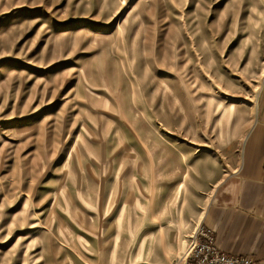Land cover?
<instances>
[{"label": "rangeland", "instance_id": "obj_1", "mask_svg": "<svg viewBox=\"0 0 264 264\" xmlns=\"http://www.w3.org/2000/svg\"><path fill=\"white\" fill-rule=\"evenodd\" d=\"M263 69L264 0H0V264H183Z\"/></svg>", "mask_w": 264, "mask_h": 264}, {"label": "crops", "instance_id": "obj_2", "mask_svg": "<svg viewBox=\"0 0 264 264\" xmlns=\"http://www.w3.org/2000/svg\"><path fill=\"white\" fill-rule=\"evenodd\" d=\"M232 171L216 185L199 225L229 255L264 264V82Z\"/></svg>", "mask_w": 264, "mask_h": 264}, {"label": "built area", "instance_id": "obj_3", "mask_svg": "<svg viewBox=\"0 0 264 264\" xmlns=\"http://www.w3.org/2000/svg\"><path fill=\"white\" fill-rule=\"evenodd\" d=\"M183 264H252L243 256H234L221 251L212 231L198 226L190 236Z\"/></svg>", "mask_w": 264, "mask_h": 264}, {"label": "bare ground", "instance_id": "obj_4", "mask_svg": "<svg viewBox=\"0 0 264 264\" xmlns=\"http://www.w3.org/2000/svg\"><path fill=\"white\" fill-rule=\"evenodd\" d=\"M263 71H264V69H263ZM132 147V146H131Z\"/></svg>", "mask_w": 264, "mask_h": 264}]
</instances>
